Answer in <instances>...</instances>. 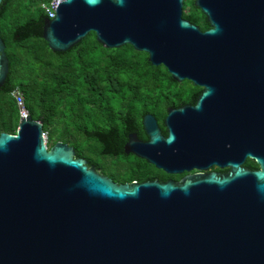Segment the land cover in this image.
Here are the masks:
<instances>
[{"label": "water", "instance_id": "95a60500", "mask_svg": "<svg viewBox=\"0 0 264 264\" xmlns=\"http://www.w3.org/2000/svg\"><path fill=\"white\" fill-rule=\"evenodd\" d=\"M183 3L60 0L42 35L64 52L94 32L201 87L193 105L168 108L166 136L145 114L148 140L130 132L123 151L167 172L228 173L118 184L67 143L47 147L42 121L23 115L0 133V264H264V0H194L206 30ZM8 70L0 37V87Z\"/></svg>", "mask_w": 264, "mask_h": 264}, {"label": "trees", "instance_id": "16d2710c", "mask_svg": "<svg viewBox=\"0 0 264 264\" xmlns=\"http://www.w3.org/2000/svg\"><path fill=\"white\" fill-rule=\"evenodd\" d=\"M49 1L0 4V37L9 60L0 87V133L17 129L19 111L11 91L18 88L29 115L42 121L47 143H67L76 156L119 183L143 181L150 165L124 153L128 134L145 138V114L161 120L168 108L195 102L200 88L188 80L176 82L163 65L153 66L147 53L130 45L104 48L94 32L67 51H52L42 35L41 4ZM183 17L201 30L209 28L194 0H184Z\"/></svg>", "mask_w": 264, "mask_h": 264}, {"label": "flooded vegetation", "instance_id": "af4514ba", "mask_svg": "<svg viewBox=\"0 0 264 264\" xmlns=\"http://www.w3.org/2000/svg\"><path fill=\"white\" fill-rule=\"evenodd\" d=\"M197 87H199V86H197ZM199 88H200V91H201L202 88L201 87H199ZM196 99H197V97H196ZM194 103L195 102H188V103H185V104L193 105ZM185 104H181L180 106L170 107V108H179V107H181V106H183ZM166 114H167V112H166ZM166 114H165V116H166ZM165 116L161 120H157L156 119L157 125L160 128L161 133L164 136L167 135V131H166V128H165V125H164V118H165ZM162 129H165L166 133H163L162 132ZM143 131H144V128H143ZM144 135H145V138H142V137H138V138L140 140H142V141H147L148 140V136L145 134V131H144ZM74 158H82V157L76 156V154H75L74 155ZM82 159H84V158H82ZM146 163L149 164L150 166L148 167L149 168L148 178L144 179L143 181H153V180H156V181L161 182V183L162 182H165V181H168V180L174 181L175 183L182 182V180L185 177H187L189 175H195V174L216 173L217 175H224V174H227L228 171H229V167L228 166L221 167L217 163H212L208 167H206L205 169L199 170L197 168H192L190 170H183L181 172L172 173V172H167V171H165L163 169L157 168V167H155L154 165H152V164H150L148 162H146ZM86 166L89 169L90 168H93L99 175L108 177L113 182L120 184L119 182L115 181L112 177H110L107 173L102 172L99 167H97L94 164L88 162L87 160H86ZM242 166L244 168L250 170V171H254V170H258L259 169V165L256 162V158L253 157V156H247L245 158ZM143 181H140V182H143Z\"/></svg>", "mask_w": 264, "mask_h": 264}, {"label": "built area", "instance_id": "2783aa9c", "mask_svg": "<svg viewBox=\"0 0 264 264\" xmlns=\"http://www.w3.org/2000/svg\"><path fill=\"white\" fill-rule=\"evenodd\" d=\"M60 0H50L48 3H42L41 7L44 10V13L46 14V18H53L55 16V11L58 6ZM11 95L15 99L16 105L18 107L19 111V118L23 115H29L28 110L25 107L24 104V96L22 92L18 88H14L11 91ZM45 136V133H43Z\"/></svg>", "mask_w": 264, "mask_h": 264}, {"label": "rangeland", "instance_id": "374dc122", "mask_svg": "<svg viewBox=\"0 0 264 264\" xmlns=\"http://www.w3.org/2000/svg\"><path fill=\"white\" fill-rule=\"evenodd\" d=\"M44 138H45V143H46L47 147H50L52 144L51 143H47V136H46V134H45Z\"/></svg>", "mask_w": 264, "mask_h": 264}]
</instances>
